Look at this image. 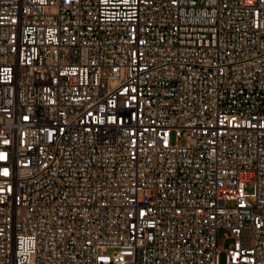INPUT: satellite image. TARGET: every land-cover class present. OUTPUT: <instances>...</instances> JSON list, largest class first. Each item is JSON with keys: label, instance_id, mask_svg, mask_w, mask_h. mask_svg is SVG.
Listing matches in <instances>:
<instances>
[{"label": "built area", "instance_id": "obj_1", "mask_svg": "<svg viewBox=\"0 0 264 264\" xmlns=\"http://www.w3.org/2000/svg\"><path fill=\"white\" fill-rule=\"evenodd\" d=\"M221 253L264 264V0H0V264Z\"/></svg>", "mask_w": 264, "mask_h": 264}, {"label": "rangeland", "instance_id": "obj_2", "mask_svg": "<svg viewBox=\"0 0 264 264\" xmlns=\"http://www.w3.org/2000/svg\"><path fill=\"white\" fill-rule=\"evenodd\" d=\"M222 234H223V232L220 233V235H222ZM229 245H230V241H226L224 243L223 249H227L229 247ZM219 263L220 264H224L225 263V254L224 253L220 254Z\"/></svg>", "mask_w": 264, "mask_h": 264}]
</instances>
